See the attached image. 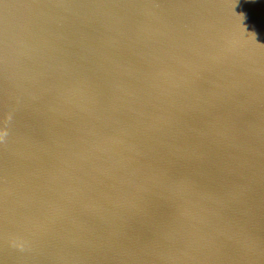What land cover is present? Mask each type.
Listing matches in <instances>:
<instances>
[{
  "label": "water",
  "instance_id": "1",
  "mask_svg": "<svg viewBox=\"0 0 264 264\" xmlns=\"http://www.w3.org/2000/svg\"><path fill=\"white\" fill-rule=\"evenodd\" d=\"M0 264H264V0H0Z\"/></svg>",
  "mask_w": 264,
  "mask_h": 264
}]
</instances>
